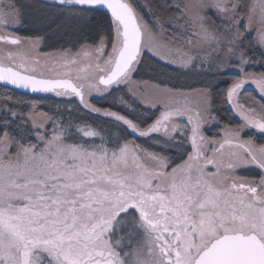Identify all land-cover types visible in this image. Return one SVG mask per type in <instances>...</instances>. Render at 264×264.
<instances>
[{"label": "snow or ice", "instance_id": "snow-or-ice-1", "mask_svg": "<svg viewBox=\"0 0 264 264\" xmlns=\"http://www.w3.org/2000/svg\"><path fill=\"white\" fill-rule=\"evenodd\" d=\"M29 16L75 53L15 35ZM146 56L176 75L136 81ZM0 88L68 113L3 109L0 264H264V0H0ZM217 100L239 123L213 139Z\"/></svg>", "mask_w": 264, "mask_h": 264}, {"label": "trees", "instance_id": "trees-1", "mask_svg": "<svg viewBox=\"0 0 264 264\" xmlns=\"http://www.w3.org/2000/svg\"><path fill=\"white\" fill-rule=\"evenodd\" d=\"M142 2L147 3L148 0H142ZM173 2L175 3V0H173ZM141 11L143 12V9H141ZM143 14L145 20L151 21V16L148 13L144 12ZM169 15H171V13ZM31 21L32 18L30 16L25 18V23L21 26L19 32H17L20 37H31L33 39L43 37L42 50L44 52L57 51L61 46H63L65 49H71V45L69 43H65V40L69 38L65 37L64 39H61L60 35L57 34L55 30V25H53L52 29H44L40 31L37 30L39 26L32 23ZM81 35L87 37L89 35V32L85 30L83 33H81ZM83 42L84 41H81V43ZM254 55L256 58H259L258 51H255ZM161 73H169L173 76L176 75L171 68H167L162 63H158L153 58L146 56L145 68L141 71V74L139 76L135 77V80L157 83ZM189 83H192L193 86H198L195 83V78L189 80ZM114 95H123V93H116ZM125 99H127V97H125ZM108 100L111 101L112 97H109ZM8 101H10V103H8ZM91 102L98 106L105 105V101L103 100L94 99ZM75 103L76 102L74 101L73 106L75 105ZM215 106L220 109L219 116L222 119L223 123H232V121H230V119H232V114L229 112L227 105H222L220 101L217 100ZM64 108L65 102L58 98H54L53 96L45 97L41 94L26 93L17 89L0 88V122H3V120L7 116V113L3 111V109H10L12 112L17 113L19 116L18 119L9 121V123H11L13 127H16L19 124H29L31 126L32 122L30 121L29 114L33 109H39L40 112H45L51 118L59 119L61 115H63L64 117L68 116V113L66 111H63ZM113 110L119 111L118 108ZM75 115L76 114H74V116ZM79 115L85 116L89 121L94 120L97 124L105 123L102 119L91 116L87 113L81 112ZM137 141L143 145H146L147 147H149V145L152 143V141L146 142V140L143 138ZM98 142L99 141H97V143Z\"/></svg>", "mask_w": 264, "mask_h": 264}, {"label": "flooded vegetation", "instance_id": "flooded-vegetation-1", "mask_svg": "<svg viewBox=\"0 0 264 264\" xmlns=\"http://www.w3.org/2000/svg\"><path fill=\"white\" fill-rule=\"evenodd\" d=\"M250 95H252V94H250ZM257 99H258V97H257ZM214 114H215V116L217 117V120L219 121V123L222 126L223 125H228V126H230L232 128H235L236 125L239 123V120H233V119H230V121H232V123H229V124L223 123L222 119L219 116V112L218 113H214ZM221 125H219V126H221ZM219 126H216V127L212 128V129L211 128L210 129H206L205 132H207V134L205 133V135L206 136L208 135L209 138L220 139V136L218 134L220 133L221 130L219 132H217V131L214 132V130L217 129ZM250 135H252L251 132H249L248 135H246L244 138H248V136H250ZM261 142H264V141L257 140V143H261ZM137 143L142 145L143 147H145L149 151H156V149H153L151 147H147L146 145H143V144H141L138 141H137ZM238 175L244 176V177H249V178H258L256 176V171H241V172L238 173ZM125 232H127V229L125 230ZM119 235H123V233H121ZM142 242L144 243V239H143V235L141 233H134L131 237L125 236V239L123 241V243H124L123 251L125 252V243L128 244V247L130 249L134 248V250H135V248H138V245H142ZM140 252L142 253V255L140 256L141 259L147 258V248L145 246L143 248V251H140Z\"/></svg>", "mask_w": 264, "mask_h": 264}, {"label": "rangeland", "instance_id": "rangeland-1", "mask_svg": "<svg viewBox=\"0 0 264 264\" xmlns=\"http://www.w3.org/2000/svg\"><path fill=\"white\" fill-rule=\"evenodd\" d=\"M15 35H18V33H15ZM253 36H255V33H253ZM42 46H43V44H42V40H41V48H40V54H48V53H52V52H54V51H52V52H44L43 50H42ZM22 48H28V47H30V45L29 44H24V45H22L21 46ZM72 50V52H73V54L75 53V49H71ZM136 81H141V80H136ZM145 82H147L148 84H155V83H153V82H150V81H145ZM132 91H137V89H135V88H133V89H131ZM250 95V94H249ZM244 101H243V98H241V103H243ZM213 115L215 116V114L213 113ZM50 116L48 115V114H46L45 112H40L39 111V109H33L32 110V112H30V114H29V118H30V121L32 122V124L33 123H35V124H40V123H44L45 124V126L46 127H50V125H48V123H47V118H49ZM216 123H217V126H219V125H221L220 123H219V121L217 120L216 121ZM224 126V125H223ZM221 127H222V125L221 126H219L217 129H215L214 130V132H219L220 130H221ZM212 129V128H214V127H209V129ZM206 134H207V132H205ZM208 136V135H207ZM218 136V135H217ZM179 138V137H178ZM136 143H137V141H136ZM138 144V143H137ZM145 148V147H144ZM146 149V148H145ZM148 150V149H147ZM143 248H144V243L142 242V245H138V248H135V250H134V248L133 249H130L129 247H128V244H126L125 243V252H127V253H129V256L127 257V259L128 260H130V261H135V259H136V253H137V251L139 250V251H143Z\"/></svg>", "mask_w": 264, "mask_h": 264}, {"label": "water", "instance_id": "water-1", "mask_svg": "<svg viewBox=\"0 0 264 264\" xmlns=\"http://www.w3.org/2000/svg\"><path fill=\"white\" fill-rule=\"evenodd\" d=\"M17 90H20V89H17ZM22 92H26L25 90H20ZM26 93H31V92H26ZM31 94H34V93H31ZM38 94V93H37Z\"/></svg>", "mask_w": 264, "mask_h": 264}]
</instances>
